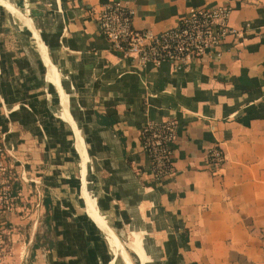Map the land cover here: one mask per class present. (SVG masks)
I'll use <instances>...</instances> for the list:
<instances>
[{"label": "crops", "instance_id": "1", "mask_svg": "<svg viewBox=\"0 0 264 264\" xmlns=\"http://www.w3.org/2000/svg\"><path fill=\"white\" fill-rule=\"evenodd\" d=\"M11 1L27 7L59 70L89 153V200L122 244L129 237L131 250L123 247L133 263L264 264V0H123L137 27L156 31L178 24L191 6L232 5L230 22L243 37L227 36L220 56L182 68L142 66L113 48L98 22L112 0ZM17 19L0 3V128L16 193L45 211L47 191L53 202L48 240L34 257L32 246L30 259L128 264L123 253L112 263L110 235L89 214L79 135ZM167 119L177 122L175 170L156 179L141 132ZM214 144L226 154L219 165L208 160Z\"/></svg>", "mask_w": 264, "mask_h": 264}, {"label": "built area", "instance_id": "2", "mask_svg": "<svg viewBox=\"0 0 264 264\" xmlns=\"http://www.w3.org/2000/svg\"><path fill=\"white\" fill-rule=\"evenodd\" d=\"M231 4L214 7L191 6L178 24L156 31L134 23L135 9L123 0H112L99 14V28L111 46L142 66L170 62L182 68L195 58L220 56L222 43L229 35L240 40L244 31L230 22ZM178 136L174 119L150 120L142 128L141 144L148 153L156 179L174 172L173 143ZM7 146L0 128V212L12 209L19 195L12 184ZM208 160L219 165L226 160L222 146L208 149Z\"/></svg>", "mask_w": 264, "mask_h": 264}, {"label": "rangeland", "instance_id": "3", "mask_svg": "<svg viewBox=\"0 0 264 264\" xmlns=\"http://www.w3.org/2000/svg\"><path fill=\"white\" fill-rule=\"evenodd\" d=\"M26 9L25 6L24 11ZM17 20L20 21V19ZM20 24L22 25V22ZM12 168L13 166H11V170ZM14 172L16 171L13 168L11 171L12 184H14ZM43 195V193L39 195L40 199H43ZM13 204L12 209L0 212V264H35V260L30 259V254L35 238L44 234L46 230L44 225L45 209L41 210L37 200H23L21 195L16 198ZM42 240H44L43 237ZM128 242L129 237L125 236L123 245L130 251ZM110 251L113 254L112 247ZM122 262L123 259L120 257L117 264H123L124 262Z\"/></svg>", "mask_w": 264, "mask_h": 264}, {"label": "water", "instance_id": "4", "mask_svg": "<svg viewBox=\"0 0 264 264\" xmlns=\"http://www.w3.org/2000/svg\"><path fill=\"white\" fill-rule=\"evenodd\" d=\"M0 3L5 5L8 9L10 8L9 3H11L14 7V11L16 14L24 23V25L27 27L29 33L31 34V36L34 38L37 47L39 49V51L41 52V55L43 56L46 65L48 66V68L51 69L52 74H53V80L58 88V92H59V96L61 99V102L63 104L64 107V116L70 121V123L76 128L77 130V134L79 136L81 135L80 129L75 121L74 116L67 110V108L65 107V92L63 89V84L61 82V75L59 73V70L56 66V64L54 63V61L51 59L48 49H47V45L45 43V40L43 39L41 33L39 32V30L37 29V27L35 26L31 16H29L21 7L17 6L13 1L11 0H0ZM30 17L31 21H29L27 18ZM55 76V77H54ZM88 162H89V153L85 147V154H83L82 156V161H81V168L79 171V178L81 181V188H82V196L84 198L85 204L89 205V192L87 191V187H85V182H84V178H86L87 176V172H88ZM97 209V213L98 216L100 218V220L103 222V225L105 226V231L108 232V234L112 237V239L114 240V247H115V252H114V257L112 259V263H114L116 261V259L118 258V256L123 253V244L121 239L119 238V236L117 235V233L115 232V230L112 228V226L108 223V221L106 220V218L104 217V215L99 211V209L96 207Z\"/></svg>", "mask_w": 264, "mask_h": 264}, {"label": "bare ground", "instance_id": "5", "mask_svg": "<svg viewBox=\"0 0 264 264\" xmlns=\"http://www.w3.org/2000/svg\"><path fill=\"white\" fill-rule=\"evenodd\" d=\"M9 10L12 14L15 13V9L13 7V5L11 3H9ZM16 15V14H15ZM28 19V18H27ZM30 21V19H28ZM48 77L49 79H52L53 78V74H52V71L51 69L49 68V72H48ZM55 77V76H54ZM54 79V78H53ZM77 146L79 148V150L81 151V154L83 156V154H85V145H84V142H83V138L82 136H79L78 137V141H77ZM95 201L93 200H89V205H87V208H88V211H89V214L90 212H92L94 214L95 217H93L91 214V216L94 218V220L103 228L105 229V226L103 225V222L100 220L99 216H98V213H97V210H96V205H93ZM111 238V241L114 243V240L112 239V237L110 236ZM123 254L126 258V261L128 262V264H134L133 261L131 260L129 254L127 253V251L123 248Z\"/></svg>", "mask_w": 264, "mask_h": 264}, {"label": "trees", "instance_id": "6", "mask_svg": "<svg viewBox=\"0 0 264 264\" xmlns=\"http://www.w3.org/2000/svg\"><path fill=\"white\" fill-rule=\"evenodd\" d=\"M44 201H45V208H46V213L44 216V223L46 225V230L44 232V234L37 236V240L34 242L33 244V252L31 254V257H34L35 255V249L37 247H40L43 244H46V239L48 240V232H50L52 230V207H53V202L52 199L50 197L49 192L47 191L44 197ZM42 237L44 238V240H42ZM51 242V241H50ZM52 245V242H51Z\"/></svg>", "mask_w": 264, "mask_h": 264}]
</instances>
